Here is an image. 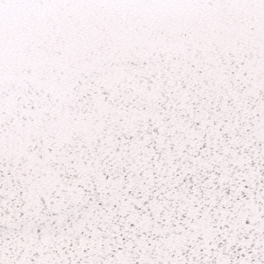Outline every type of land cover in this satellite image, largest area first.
Listing matches in <instances>:
<instances>
[{
  "label": "snow or ice",
  "instance_id": "6c2138e0",
  "mask_svg": "<svg viewBox=\"0 0 264 264\" xmlns=\"http://www.w3.org/2000/svg\"><path fill=\"white\" fill-rule=\"evenodd\" d=\"M0 264H264V0H0Z\"/></svg>",
  "mask_w": 264,
  "mask_h": 264
}]
</instances>
